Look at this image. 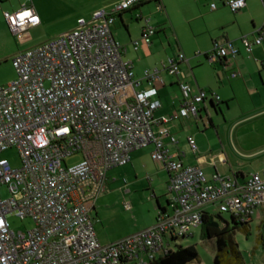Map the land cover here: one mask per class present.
Returning a JSON list of instances; mask_svg holds the SVG:
<instances>
[{"label":"built area","instance_id":"1","mask_svg":"<svg viewBox=\"0 0 264 264\" xmlns=\"http://www.w3.org/2000/svg\"><path fill=\"white\" fill-rule=\"evenodd\" d=\"M146 1L118 0L94 10L88 20L77 19L74 29L12 58L15 78L0 86V186H6L9 194L7 199L0 198V264H147L169 250L168 237H190L208 208L230 214L241 224L264 213V168L243 181L234 174L221 177L217 173L207 180L198 166L183 165L165 149L164 139L176 143L165 126L196 118L207 95L193 93L187 84L179 68L187 63L183 54L167 60L161 70L145 71L143 80L150 88L134 90L138 82L132 65L124 59L110 28L117 15ZM224 5L237 13L245 8V0H228ZM210 8L214 10L215 5ZM2 17L20 44L40 24L28 4L12 13L2 12ZM136 20L143 27L140 40L132 43L134 51L140 42L149 46L156 32L149 20L140 16ZM239 42L250 54L264 43V30ZM237 56L235 44L225 42L213 43L205 57L214 64ZM162 71L176 79L182 98L178 110L155 118L161 104L154 98L153 85L162 84ZM210 96L219 100L213 93ZM186 141L195 155L193 137ZM149 146L153 147L151 159L169 174L167 207L158 211L152 226L101 244L91 212L105 189L107 172L127 165L133 152ZM10 149L19 155L18 168L1 156ZM75 155L80 162L62 165ZM218 160L225 162L222 157ZM124 208L129 210L130 205ZM13 216L30 219L33 228L14 232L8 223Z\"/></svg>","mask_w":264,"mask_h":264},{"label":"rangeland","instance_id":"2","mask_svg":"<svg viewBox=\"0 0 264 264\" xmlns=\"http://www.w3.org/2000/svg\"><path fill=\"white\" fill-rule=\"evenodd\" d=\"M31 1L33 6L48 20L31 29L28 33L29 39L23 44L17 42L10 34L9 38L1 44L0 50L4 56H0V86L7 85L15 78L12 66V58L15 53L40 45L57 32L72 30L78 18L88 20L94 10L102 9L117 0H93L92 2H86L85 0ZM162 6L164 10L158 11L156 2H149L142 6L140 10H142V16L150 19L151 25L157 31L161 33L162 30H168L174 54H177L176 43H179V41L193 47H203L206 44L207 36L201 34L204 24L201 20L196 19L199 13L194 0H162ZM133 13V15L137 14V10ZM257 17L262 18L263 22L264 6L261 15ZM132 19H127L125 26L129 34L134 36L138 34L140 22ZM115 27L127 33V29L125 30L119 23L118 18L112 28ZM204 65L211 68V64L205 61ZM235 95L236 100H232L227 104L220 102L217 112H214L211 108L208 114L201 112V120L198 121L196 127H193V133L197 134L198 139L203 142L208 157L222 151L227 155L230 162L239 163L238 168L244 176H248L264 168V153L260 156L256 155L254 158L246 156L254 153L259 154L260 148L258 147L263 144L264 135L257 134L253 130L255 127L252 122H242L235 126L234 131L233 129L230 131L231 125L237 122L236 120L248 117L256 111V107L251 102L252 97L246 89H237ZM231 143L237 151L233 154L229 148ZM1 156L9 162L12 168L19 167L20 159L15 149H10ZM80 160L81 157L75 155L66 158L62 165L71 167ZM154 163L156 162L150 161L151 167L154 166ZM224 171H227V169H224ZM108 172L107 185L96 202L99 223L96 225L95 230L104 243L107 242L106 239L116 240L121 235L131 233L136 227L145 225L151 220V217H154L155 203L154 199H151V190L148 188L149 181H147L145 174H140L137 178H134L128 167L113 168ZM150 180L155 181L157 198L166 195L164 186L158 177H152ZM8 197L6 186H0V198L7 199ZM125 204H131L132 207L129 210H124L123 205ZM207 211L216 215L214 208H208ZM222 217L231 227L233 226L230 221V214H222ZM263 222L264 213L259 216L255 215L248 225L247 234L240 230H235L231 234V239L237 245L244 264H264V251L257 242L258 226ZM8 223L14 232H26L33 228L30 219L20 220L13 216L8 219ZM191 235L183 239H170L168 237L169 249L174 250L177 247L192 246L197 253V259L191 264H212L215 255L214 241L204 240L200 227L194 229Z\"/></svg>","mask_w":264,"mask_h":264},{"label":"crops","instance_id":"3","mask_svg":"<svg viewBox=\"0 0 264 264\" xmlns=\"http://www.w3.org/2000/svg\"><path fill=\"white\" fill-rule=\"evenodd\" d=\"M227 1L228 0H194V4L197 7L199 13L196 19L201 20L204 24L201 34H205L207 36V42L203 47H193L190 44H184L179 41V43H176L177 54H174L172 51L173 46L168 30H162L160 33L155 27L151 25L150 19L144 18L142 16V10H140V8L149 2H155L154 0L142 3L127 12L117 15L110 30L113 38L115 36L114 40L123 48L124 59L129 61L132 65L134 79L136 82H138V85H135L134 87L136 92L146 91L150 88L143 80V73L145 71H151L154 69L161 70V66L165 64L167 60L174 59L178 54H183L187 59V63L180 64L179 68L185 73L187 84L191 86L193 93L201 91L207 95L206 100L200 107V113L203 112L208 114L210 103L217 107L218 110V105L220 102H225V104H227L232 100H236L235 94L237 89H246V91H248L250 94V97H252L251 102L253 103V106L256 107V111L248 117L236 120L237 122L231 125L230 131H232V129L234 131L236 128L235 126L242 122H252L253 126L255 127L253 130H255L257 134L264 135V72H262V69L264 68V43L261 46L254 47L251 53L248 54L244 51L239 42L240 38L243 36L252 38V35H254L256 31L261 29L264 30V19L262 22V18L257 17L262 13L264 1L245 0V8L237 13H231L228 10V8L224 5ZM23 4H28L33 7L40 19V24L38 26L48 20L33 6L31 0H0V48L1 44L9 38L10 34L5 21L3 20L2 12H15ZM211 5H215L214 10L210 8ZM156 9L158 11L164 10V7L162 6V0H159ZM136 10L137 14L135 13V15H133V12ZM136 16H140L142 19L149 20V25L153 27L156 32L152 36L149 46H146L140 42L137 50L134 51L132 43L140 40L141 29L143 27V22L141 20H136ZM117 18L125 30L127 29L125 26V21L127 19L131 20L133 18V21L140 22L138 34L131 36L128 32V29L126 30L127 33L117 27L113 29L112 27H114ZM68 31L70 30L57 32L54 36L48 37L47 39L50 40L57 35ZM225 42H233L235 44L238 50V56L236 59L232 61L227 60L226 62H216L210 65L211 68L204 65V61L209 63L205 56L212 49L213 43ZM0 56H4L1 50ZM231 73H237L238 77L232 79L230 77ZM160 76L162 79V84L155 83L153 85L154 89L156 90V96L154 98L159 100L161 104V107L154 113L155 118L171 115L173 112L178 110L182 98L176 79L169 76L164 71L161 72ZM212 93L218 96V101H215L213 98H211L210 94ZM200 113L196 118L187 117L172 121L165 126L169 135L176 140L174 145L169 143L167 138L163 140L165 149L168 150V154L172 158H174L175 155L178 156L182 164L185 166H198L204 173L207 180H210L213 174L217 173L221 177H227L233 174H241L237 176V178L239 181H243V179L247 176H244L242 171L238 168L239 163L232 161L230 162L229 158L224 152H218L214 155H210V157H208L206 154V149L203 142L198 139L197 134L193 133V127H196L198 121L201 120ZM156 130L157 127H154V131ZM188 137H193L196 143L197 153L195 155H193L188 148L186 141ZM229 148L232 154L237 152L235 151L236 149L232 143L231 145L229 144ZM258 148H260L259 154L254 153L246 156L254 158L256 155H262L264 153V142ZM152 150L153 147L149 146L145 149L133 152L130 155V162L122 167H128L130 174L134 176V178H137V176L140 174H145L147 181H149L148 188L151 190V199H154L155 201L154 217H151V220L142 227H136L131 233L121 235L116 240L106 239V243L100 240L98 233L95 230L97 238L101 244L116 242L133 233L152 226L155 222L158 211L167 207L168 194L166 191V185L169 179V174L159 163H154V166L151 167L150 161L153 162L151 159ZM221 157L225 159L224 164H221L218 160ZM199 158L203 159L201 163L198 161ZM212 162H214V165L211 164ZM224 169H227V171H224ZM106 177L107 185L109 172H107ZM152 177H158L161 180L160 182L164 186L166 195L157 198L155 194V181L150 180ZM129 205L132 207L131 204ZM123 209L125 210L124 205ZM91 215L96 221L94 226L95 228L99 223L96 203Z\"/></svg>","mask_w":264,"mask_h":264},{"label":"trees","instance_id":"4","mask_svg":"<svg viewBox=\"0 0 264 264\" xmlns=\"http://www.w3.org/2000/svg\"><path fill=\"white\" fill-rule=\"evenodd\" d=\"M154 1L157 4L159 3V0ZM209 107L214 112H217V107L212 103H210ZM199 113L197 116H199ZM234 175L237 177L241 174ZM230 221L233 225L232 227L223 219L222 214L219 213L215 215L210 212H205L201 217L200 228L202 230V237L204 240H213L215 245V255L212 264H244L237 245L231 239V234L235 230H240L247 234L249 223H237L235 217L232 215H230ZM258 229L257 242L264 251V222L258 226ZM196 259L197 253L194 247H177L174 250L169 249L166 253L151 258L147 264H191Z\"/></svg>","mask_w":264,"mask_h":264}]
</instances>
